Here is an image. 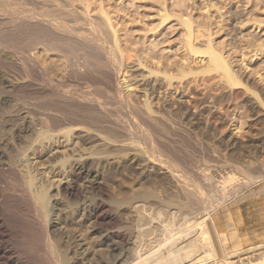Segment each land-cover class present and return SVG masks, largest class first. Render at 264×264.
Segmentation results:
<instances>
[{
  "label": "rangeland",
  "instance_id": "rangeland-1",
  "mask_svg": "<svg viewBox=\"0 0 264 264\" xmlns=\"http://www.w3.org/2000/svg\"><path fill=\"white\" fill-rule=\"evenodd\" d=\"M3 1L1 2V0H0V12H1L0 13V16H1L0 17V31H2V32H0V39H1L0 40V52H1L0 53V58H1L0 59V62H1L0 63V73L1 74L4 73V75L2 76L0 74V79L2 80V77H3V78H6V80L10 79L12 81H16V80L20 81V83L15 85L14 88L12 89L10 87H8V88L5 87L4 85H6L7 83L4 84L0 80V88H1V86H4L3 89L6 88V89H4L5 90V96H6L5 100L7 102L6 105H8V104L9 105H13L15 102H19V103H23L25 106H27V105L28 106L32 105L33 107L36 106L34 109H35V112H37V110H36V109H38L37 106H39V105L41 106L42 104H46L50 100V99L49 100L46 99V98H49L50 91L48 92V90H45V91L43 90V92H42L41 87L39 88L38 87L39 84H37V83H39V80L35 76L34 77L37 80L33 79V78L31 79V77H29L28 75H25L23 73L24 70H23L22 66L20 65V63H19V58H21L23 56H28V55H33L35 57L34 54H36V59L37 60L40 61L41 59H44V60H41V61H44V62L48 63L49 66L52 65L51 63H56V64L59 63V64L63 65V63H65V61H66L65 55H66V57L71 58L73 60V64H76V62H77V64H81L83 62V60L85 59L84 60L85 61V63H84L85 67L83 66L84 64L82 65L84 69L80 65L79 67H81V68H80V70H78L79 69L78 65L77 64L75 65L78 68V69L76 68L77 73L79 72L81 75H78L79 73L78 74L75 73L76 72L75 67H73L75 71H73V70H71L73 72L68 71V75H67V71L63 70L64 66L62 67V65H61V67H62L61 68L59 65L58 66L56 65L57 68L58 67L61 68V69H59L60 74L62 72H64V71L66 72V73L64 72L65 74L63 73L64 75H62V74L59 75L60 77H62L60 79V83L62 82L61 84H63V83L65 84V85L63 84L64 88H66V87L67 88H69V87L70 88H74L76 86H79V88H81L82 90L90 89V91H91V89H92L91 92H92V95L94 94V96H95L96 93L98 94L100 91H102V92L99 93V95L96 94V97L102 98V100L104 101L103 105L105 104L104 107L106 109L109 108V110L107 109L108 112L109 111L111 112V114L109 112V116L111 115L110 117L114 118L115 120L118 119L117 120L118 123L119 124L122 123L123 126L124 125L127 126V130H128V131L125 130L126 127L125 126L123 127L122 124H121L119 126H122V128L124 130H122V128H120V130L117 131L118 135L115 136V134H116L115 132L116 131L111 129V130H108L109 134L112 133L115 137H118L120 134L124 135L123 137H125V139L122 136H120V138L119 137L118 138L122 139V140H125V141H131L133 144H137L138 146L141 144L138 148L145 149L144 151L142 150V152L144 154H142V152H141V154L144 155L145 157L150 156V159H151V156L152 157L155 156L154 159L153 158L151 159V161H153V162L149 166V168L146 167V169H145V167H143L141 164H140L141 166L138 164V163H140V160L137 159V157H135L133 154H131V152L129 150L128 151L126 149L124 150V148H121V147H120L121 150L120 149L116 150L115 147L106 148L107 150L105 148H103V152H105L106 154H109V155H110L111 152L113 153V151H114V153H118L119 152L118 154H120V152H121L122 156H120V158H119L120 162L118 161V162L112 163L111 165L110 164L107 165V163H105V161L103 160V163L100 165L102 171L100 170V168H97L96 165L91 164L90 171L88 173L89 175L85 176V178H82L79 181L78 193L76 195L77 197L75 196V197H72V198L68 199V198H64L63 196H60V195L57 196V194H55L56 193L55 186L47 187L48 193L51 194L52 197H54L53 200H50V203H55L56 202V206L53 207L54 210L51 209V213L52 212L54 213V214L52 213L51 216H54L56 221L59 222V224H57V225H59V226L61 225L60 227H58L56 225V228H58V229L55 228L56 231H59V232L61 231L63 233L66 232L67 234H72L73 236H75L77 234H79V235L81 234V236L84 235V236H82L83 238L86 237L85 239H87L90 236H92V238L87 239V241L91 240L90 243L92 242L91 243L92 247L94 245H96L95 243H96L97 237H96V235L94 236V232L92 230L93 229L92 224H90L89 222L83 221L80 217L83 216L82 215V211H83V206H84L83 203H84V201L90 202V201H92L93 198H95L97 196L95 191H93L92 189L90 190V188L86 187L85 179L86 178H89V179L93 178L99 172L100 176L102 177V184H103L102 186L105 187V189H106V192L103 195V198L107 201V203L110 202V203L107 204V206H108L107 207V211L109 213H113L115 216L118 214L115 222L113 223L114 225L113 224H111V225L113 226V228L114 227L117 228V226H118V228L122 227V229H120V228L119 229L117 228V229L120 232L123 231L122 233H125V234H123L124 238H125V241H126V239L130 238V239H128L126 241V244L124 243V247H125L124 250L127 249V251H130V253L132 252L131 254H133V255H135L136 252H137V254L140 253V252H141V254L148 253V251L146 249V247L148 248V246L146 245V242L148 243L149 240L152 239L153 236H155V232L154 231L150 232L149 226L152 225L155 222L156 219L149 218V219H146L144 221H141L142 216H148V213L140 212L139 210L137 211V209L135 208L134 205H133L134 207L132 206V204H130V206H129V204H127V203H123V205L120 204V206L122 207L121 208L119 205L113 204L112 200H110V199L107 200L106 198L109 197V198L112 199V196H114V197L118 196V197L121 198L123 196V198H125V197L129 198V202H130V200L133 198L131 196L132 195L134 196L133 193L135 192V190L137 191V189L139 190V189H145L146 188L145 190L148 189L149 191H152V190L154 191L155 190L156 192L155 191L154 192L157 193L159 197L160 196L162 197L164 195L163 198L165 200L168 197L167 201L168 200L174 201L176 198H179V196H178L179 194L176 195L174 193V191L176 190L174 185L171 184V182H170L171 185H168L169 181L165 180L164 178H162L163 177L162 173H159L156 169L158 168V164L157 163H159V165H160L161 164L160 162H162V165H164V163H166V165H167L169 163V162H167L169 158L173 157L172 160H169V161H173L174 162L175 158L177 157L176 160H175V163L178 162V164H177L178 166L182 164V166H181L182 168L181 169L178 166L175 167L176 170H177V168L180 169V170L176 171L177 173L179 171L183 170V173L185 175H187L188 177L189 176L191 177V176L195 175V173H193L194 171L191 172L192 168L194 167L193 169H198V170H200L202 172L204 170V175L206 176L208 174V176H206L207 178L209 176H213V178L212 177L210 178L212 180H209V178H208V181H210V182H208L207 178H205V180L201 181L200 179L196 178L195 176L191 177V179L190 178L188 179V178L184 177L185 175L182 172H179V173L183 174V175L180 174L181 177L182 176L184 177V179H181V180L182 181L183 180L186 181L185 183H188V185L192 186V184L194 182L195 183L198 182V184L200 182L199 188H200L201 191L203 190L202 192L205 193V197L207 198V200L205 201V206H206L205 208L207 209V211H210L209 215L212 216L216 220L217 226L219 228V233L220 234L223 233V236H222V234L221 235L219 234L218 237L221 236L222 238L223 237L226 238V240L224 238H223L224 241L222 240V242L225 243V244L223 243L222 247L224 246L225 248L223 247V250L224 251L226 250V252L229 253L228 255H229V260H231V264H234V263L235 264H241L239 262L240 261L239 259L240 258H244L242 256V253H243L244 250H249V248H255L256 249L258 247L263 249V247H264L263 246L264 245V167H263L264 166V0H132V1L131 0H89V1L86 0V2H88V4L91 3L90 1H92V3L94 2L93 4L91 3L92 5L90 4V6L93 9L91 11L92 13H94L96 15H100V12H101V14H102V12L104 13V14H102V16L104 15L103 18L104 17L106 19L108 18V20L110 22V26L112 28V30L110 28V34L112 33V31H114V33H115V34H111V35H112V37L116 36V37L113 38V40H115V38L117 39V40H115V42L112 40V42L116 43L115 47H116L117 50L114 49V52L117 53L115 55H117L116 57L119 60V63H118V62H116V58H115V61H114V64H113L114 68L116 70V80H117L116 82H118V84H117V86L119 85L118 88L117 87L113 88L112 86L108 85V83H110L108 81H110V80H109L108 76H106L107 73L104 72V70H105L104 67H103V72L105 73V75L101 74L99 72V70H98L99 68L96 67V69H95L94 66H96V65L92 64V62H94L93 59H89V57L85 58L84 56H81L82 50L80 49V47H77L78 44L74 42V41H76V42H79V41L74 40L73 41L74 43H70L71 44L70 47H72L74 50L69 48L70 49L69 52L68 51H66V52L63 51V54L65 53L64 55L61 54L62 52L60 53L61 55L60 54L57 55V56L55 55L54 57L57 58V59L54 58L55 60L52 59V61L48 60L44 56V52L41 49L42 47H40V45H37L38 43L36 45L35 44L32 45V37H34L33 35H36V34L41 32L40 31V27L37 28V26H39V25L37 23H35V22H37L38 18H41V13L43 11L41 8H40L41 10L39 9V3L41 4V0L40 1L39 0H34V1L33 0H27V1L26 0H18V2H17V0H9L10 2L7 1V0H3ZM65 1L68 2V3L71 2V4L74 5L75 3H78L80 0H73V1L72 0H70V1L69 0H59V1L56 0L55 2H59L58 4L61 5V3L63 4V2H65ZM81 1L79 2L80 5L81 4L82 5L86 4V2L84 3L85 0L84 1L81 0ZM99 1H100V3H99ZM6 3H8V4H6ZM27 3H29V4H27ZM101 3H102L103 6L101 5ZM123 4L125 5V7H124ZM26 5H28V6H26ZM97 5L98 6H102V8L101 7H97ZM98 8L100 10H102V9L103 10L99 11ZM17 10H18V12H17ZM94 10L97 11V12H95ZM114 10L117 11V12H115ZM165 12L168 15V16L166 15L167 18L165 16ZM11 13H13V14H11ZM36 13H38L39 15L37 16ZM105 13H108V14H105ZM111 13H113L114 15L111 14ZM125 13H127L128 15L125 14ZM94 14H91V15H94ZM18 16H20V17H18ZM25 16H29V17L25 18ZM62 16H60L58 14V18L62 17V18H60L61 20L65 21L67 23L71 22L70 20H68L69 19L68 17L64 16V14ZM95 16H93V17H95ZM146 16H148V17H146ZM149 16H150V18H149ZM16 17H17V19H16ZM34 17H36L37 19L34 18ZM64 17L66 19L67 18L68 19L65 20ZM109 17H111V18H109ZM133 17H134L135 20L133 19ZM164 17L167 20L166 19L164 20ZM27 18H29V19H27ZM105 18H104L105 23L109 25V22H107ZM23 20H24V22H23ZM137 20H138V22H136ZM14 21L16 23L18 21V23L16 24ZM111 21L112 22L114 21V22L112 23ZM118 21H120V22H118ZM184 21H185V25H184ZM25 22H30V23L27 24ZM123 22H125V23H123ZM186 22L189 25L188 27L186 26L187 25ZM12 23H13V25H12ZM143 24H145V25H143ZM114 26H115V28H114ZM190 26H191V28H190ZM148 27L150 28V30H149ZM13 28H15V29H13ZM31 28H33V29H31ZM153 28H155V29H153ZM29 29H30V31H28ZM37 30L40 31V32H38ZM130 30L132 31V33H131ZM145 30H147V31H145ZM3 32H4V34H3ZM25 32H27V33H25ZM187 32H189L190 35ZM19 33H21V34H19ZM8 34H10V35H8ZM12 34H13V36H12ZM182 34H183V36H182ZM3 35L4 36L7 35L6 36V41H5V37ZM26 35H28L29 37L26 36ZM16 36L18 38H16ZM124 36H126V37H124ZM131 36H133V37H131ZM22 39L24 40V42H23ZM29 40L31 41V43H30ZM142 41H144V42H142ZM185 41L187 42V44H186ZM3 42H5V43H3ZM18 42H20V43H18ZM162 42H164L165 44L162 43ZM114 43H113V45H114ZM133 43L134 44L136 43L135 44L136 46ZM149 43L152 44V45H149ZM189 43H191L192 45L190 46ZM26 44H27V46H26ZM75 44H77V45H75ZM72 45L75 46L76 48H79L81 51L79 50L80 52H78V49L74 48ZM187 45H188V48L186 50L185 48L187 47ZM152 46H154L155 49ZM192 46L194 48H192ZM124 47H126V48H124ZM120 48H122V49H120ZM160 48H162V49H160ZM75 49L77 51H75ZM126 49H130V50H126ZM194 50H196V51H194ZM211 50L214 53H216V54H214ZM14 52H16V53H14ZM41 52H43V53H41ZM127 52H128V54H127ZM193 52H195V53H193ZM211 52H212V54H210ZM69 53L70 54L72 53V54L70 55ZM78 53H80V54H78ZM138 53L141 54L142 56L139 55ZM208 53H209V55H208ZM157 54H159V55H157ZM165 54H166V56H165ZM73 55L77 56L78 59L76 57H74ZM82 55H84V52L82 53ZM126 55L127 56L129 55V58H127ZM72 56L75 59L72 58ZM149 56H151V58ZM171 56L174 57V58H172ZM79 57L81 59L83 57V60L79 61L80 60ZM159 57H160V59H159ZM167 58H169V59H167ZM180 58L182 59L183 62L181 61ZM86 59L87 60L89 59V60L87 61ZM138 59H141V60H138ZM175 59H176V61H174ZM75 60H77V61H75ZM136 60H138V61H136ZM143 60H144V62H143ZM157 60H159V61L161 60L160 63ZM219 60H221V61H219ZM132 61H134L136 63L139 62V65L142 64V63H140V61H141V62H143L144 65L146 64L145 66L148 65L147 66L148 68L145 67L142 64L143 68L141 66L139 68V70H141V69H143V70H141V71H138V69L134 70V69H132V67L134 65V63ZM168 61H169V64H168ZM90 62H91V64H90ZM120 62L121 63L123 62V63L121 64ZM153 62H155V63H153ZM157 62H158V64H157ZM162 62H163V65H165V64L166 65L163 66ZM164 62H165V64H164ZM9 63H12V64H9ZM116 63H118V64H116ZM1 64H3V66ZM86 64H87V66H86ZM88 64H90V65H88ZM130 66H132V67H130ZM176 66L178 68L180 66V69L175 68ZM182 66H184L183 67L184 70H183ZM226 66H227V68H226ZM87 67L89 69H90V67H92V70H93L92 72H93L94 77H92L93 75H89L88 74V73H92L90 70H89L90 72L86 73L88 71V69L86 71ZM188 67H190V68H188ZM125 68L127 70H125ZM154 68L156 69V73H155V70H153ZM171 68H172V70H171ZM175 69H178V70H175ZM83 70L86 71L85 72L86 74L84 73ZM94 70H97V71H95L97 73H95ZM148 70L149 71H151V70L153 71V72L151 71L152 74H150L152 76H148L149 73H151V72H148ZM157 70L159 71L158 72L159 74L157 73ZM165 70H166V73L168 72L167 74L168 75L171 74L172 77L168 76V75H166L164 77V75L166 74ZM168 70H170V71H168ZM176 72H178V73H176ZM184 72H185V74H184ZM18 73H20V74H18ZM83 73L85 74V76H83ZM132 73H134V74L136 73L138 76L137 75H135V76H137V77L141 76L142 74H145L144 75V80H145V83H146V87L144 85L145 83L144 82L142 83ZM138 73L139 74L141 73V75H139ZM182 73H183V76H182ZM95 74H97V75L99 74L97 77H99V76L102 77V75H104V76H103L102 79H99L101 77L97 78ZM146 74H147V77H146ZM156 74H157V76H156ZM161 74H163V75L161 76ZM5 75H6V77H5ZM26 76H28V77L26 78ZM80 76H82L84 78H80ZM177 76H178V80L176 79ZM181 76H182V79H179V78H181ZM91 77L93 79L97 78L98 80L95 79V81H94V80L90 79ZM170 77H171L172 80H170ZM13 78H14V80H13ZM24 78H25V80H24ZM146 78H147V81H146ZM64 79H65V81H64ZM81 79H83V80H81ZM87 79H89V82H88ZM104 79H106V80H104ZM148 79H149V81H148ZM150 79H152V80H150ZM154 79H156V80L153 81ZM98 81H99V84L97 83ZM33 82L36 83L35 86H34ZM159 82H161L162 84L159 83ZM68 83L69 84L71 83V86H69ZM76 83H79L80 85L82 84L81 85L82 87L79 84H76ZM93 84L94 85L97 84L99 87L100 86H103V87L99 88L97 85H95V86L98 87L97 88ZM147 84L148 85L152 84V85L151 86H147ZM89 85L90 86L93 85L92 87L93 88L95 87L97 90L100 89L99 92H93L94 89L92 87H90ZM127 85H129L133 89L129 88ZM131 85H133V86H131ZM166 85H168V86H166ZM180 85H182V86H180ZM108 87H109L110 90L108 89ZM127 88H129V90ZM142 88H144V89L142 90ZM19 89H20V91H18ZM35 89H37V90H35ZM39 89H41L40 90L41 92L39 91ZM96 89H95V91H96ZM155 89H156V91H155ZM165 90H167V91H165ZM183 90H185V91H183ZM113 91H115V92H113ZM119 91L121 93H123L124 97L121 95V93ZM158 91H159V93H158ZM128 92H130V93H128ZM177 92H179V93L181 92L180 95ZM119 93H120V95H119ZM100 94H102V95L100 96ZM126 96L129 99H126ZM142 96H143V98H142ZM140 97H141V99H140ZM14 98L17 99L18 101L15 100ZM130 98H131L132 102L128 103V101H130ZM13 99H14V101H13ZM44 99L47 100L48 102L47 101L45 102ZM121 99H122V101L124 100L125 102L124 101L122 102ZM186 99H188V100H186ZM116 101H117V103H116ZM162 101H163V103H162ZM144 102H145V105H144ZM130 103H136V105L135 104L132 105ZM153 103H155V104H153ZM146 104H147V106H146ZM131 105H132V107H131ZM128 106H129V108H128ZM136 106L139 107V108H137ZM171 106H172V108H170ZM33 107H31V108H33ZM134 107H136V108H134ZM119 108H120V110H119ZM132 108H134L136 111H134V109H132ZM140 108H142L143 111H146L144 109H147V110L149 109L148 111L151 110V112L155 111L157 115L159 114L158 115L159 117L162 115L160 117L162 120L158 121V123L155 122L154 123L155 125L153 123L150 124L149 127L147 126V124H144V123L142 124V122H141L142 120H141V118L139 116L140 114L139 115L136 114V112H138V113L140 112L139 111ZM137 109H138V111H137ZM131 110H133V111H131ZM178 110H180V111H178ZM122 111H124V112H122ZM159 111H160V113H159ZM133 112H135V113H133ZM134 114L137 115V117ZM170 115H172V116H170ZM133 116H134L135 119H133ZM115 117H117V118H115ZM122 118H123V120H122ZM128 118H131V119H128ZM163 119H165L164 120L165 122H163ZM170 119H172L173 121L171 122ZM106 120H109L108 117H106L105 120L103 119V124L104 125H107L106 124ZM129 120H131V121H129ZM138 120H139V123L137 122ZM127 121H129V122H127ZM161 121L163 122V126L160 125V124H162ZM189 122H190V124H189ZM129 123H132L133 126L132 125H131V127L129 126V129H128ZM172 123H175V124H172ZM2 124H0V135H2V137L5 140L3 139V142L0 143V151L1 152L3 151L0 154V163H1L0 164V170H1V172H0V188H7L8 186H13L14 183H15V180L19 181L23 185V187L27 188L28 186L24 183V180H25L26 177H23L24 176L23 167H22V164L20 163L21 161H19V159H18L19 158L18 156L22 155L21 153H24L26 148L28 149V147L31 145V142H29V140L31 139L32 136L30 135V131L29 130L28 131L25 130L26 132L23 131V130L22 131L18 130L17 127L21 126V125H19V121H18V123H16V127H14L15 124L13 125V123H4V125H2ZM141 124H142V126L146 125L147 126V130H149L150 133L158 125H160V126L157 127V129L160 128V127H161V129H159V130L155 129L154 131H152V133L156 134V136L159 135V133H160L159 131H161V132L163 131L162 134L163 133L164 134L168 133L166 135L163 134L164 136L162 134H160L159 138L162 135L164 137V138L163 137L162 138L163 139L166 138L165 140H167V142L168 141H171L172 143L180 142L181 145H183L184 148H185L184 152H182V153L175 152L174 153L172 150H170V151L166 152V154H167L166 155L165 153H163V152H165V150H162L160 152H162L163 154L162 153H156L155 150L152 149L151 143L149 144V142H151L150 139L148 141L147 139L143 138L144 136L141 133V131L146 129V127H142ZM153 126H156V127L154 128ZM31 127H33V124H31ZM134 127H135V129H134ZM162 127H163V130H162ZM164 127H165V129H164ZM131 128L133 130H131ZM103 130H105V129L103 128ZM135 130H137L138 134L136 133ZM17 131H19V132L16 133ZM124 131H127V133L129 135L128 134L125 135L126 132H125V134H123ZM156 131H158L159 133L156 132ZM103 132H106L103 135L107 136V133H108L107 130H105ZM132 133L134 134V136H133ZM152 133H151V136H152L151 138H154V139L158 138V136L156 137L155 135H154L155 136L154 137ZM17 134H19V135H17ZM214 134H215L216 137L214 136ZM26 135H28L29 137L26 136ZM170 135H171L172 138L170 137ZM207 140H208V142H206ZM213 144H215V145H213ZM149 145H150V148L147 147ZM15 146H16V148H15ZM19 148L23 149V150L20 149L23 152L18 150ZM110 148H113V149H111L113 151H111ZM104 149L106 151L110 150L111 152L110 151L106 152ZM210 150H211V152H210ZM16 151L17 152H21V153H17ZM26 151H28V150H26ZM126 151H127V153H125ZM153 151H154V154H156L157 156L159 154H161L163 159L161 157L159 158V156H161V155H159L158 157L156 155H154ZM186 151H188V153ZM190 152H192V153H190ZM216 152H217V154H216ZM146 153H147V155H146ZM15 154H18V155H15ZM128 154H131V155H128ZM163 155L164 156L166 155V157H164ZM194 155H195V157H194ZM13 156H14V159H13ZM211 156H213L214 159ZM132 158H134L135 161ZM231 158H232V160H231ZM11 159L14 160V161H12ZM158 159H159V161H158ZM198 159H200V160H198ZM211 159H213V160H211ZM186 160H187V162H186ZM44 161H43V163L47 164V161H45V162ZM199 161L201 163L203 162L202 165H201V163H199ZM215 161H216V163H215ZM259 161H260V163H259ZM126 162L127 163L129 162L128 165H127ZM124 163H126V164L124 165ZM193 163H195V164H193ZM222 163H223V165L228 164L229 166L228 165L223 166ZM19 164H21V167L19 166ZM93 165H94V167H93ZM166 165H164L165 168H166ZM168 165L167 166L169 168L172 167L170 164H168ZM234 165H235V167H234ZM120 166H121V168H120ZM155 166H156V168H155ZM189 166H190V168H189ZM183 167H185V169H187V170L183 169ZM20 168L22 170H20ZM169 168H166V169H169ZM203 168H205V169H203ZM97 169L99 170L98 172H96ZM114 169H115V171H114ZM241 169H243V170H241ZM138 171H140L142 173H140ZM185 171L186 172L189 171V173L186 174ZM244 171H246L245 175L243 174ZM14 172L17 173L18 176H16L17 174H14ZM219 172H220V174H219ZM2 173H3V175H2ZM59 173L60 172L57 171V170H55V171H53V173H51V176L53 175L52 176V180L53 181L56 180V178L58 177ZM260 173H261V175H259ZM232 174L234 176H232ZM249 175L252 177L253 180L251 179V177ZM196 176H197V174H196ZM259 176H261L262 179L261 178L259 179ZM227 177L229 178V180L226 179ZM215 178H216L215 183L217 182V184H216V187L214 188L215 185H213L214 184L213 182H214ZM233 178L237 179V180L235 179V183L234 184H232V182H233L232 179ZM38 179L40 180V178H38ZM159 179H161V181ZM163 179H164V183H162ZM187 179L190 180V181L191 180L192 181L195 180V181H193V182L191 181L192 182L191 183L190 181L188 182ZM245 179L247 181H244ZM47 180L45 178L44 181L42 179L40 181H41V183L43 181L45 186H49V182ZM50 180H51V177H50ZM241 180H242L241 186H243V183L245 185H244V187H242V189H240V187L238 188L240 191H238L237 188H236V190L238 192L237 193L236 190H234V185L236 183H240ZM250 180L252 182L254 181V183H252ZM205 181H207V182H205ZM218 181H219V183H218ZM152 183H153V185H152ZM156 183H158V184H156ZM209 183L211 184V186H213L211 189H210V185H208ZM248 183H250V184H248ZM146 184H148V186ZM154 185H155V187H154ZM230 185H232V186H230ZM205 186H206V188H205ZM159 187H160V189H158ZM172 188H174V191H173ZM233 190H234L235 193H233ZM228 191H230V192H228ZM225 192H227L228 194H226ZM161 193H163V194H161ZM208 193H211V194H208ZM221 193H222L223 199H222ZM230 193H232L231 197H230ZM121 194H122V196H121ZM218 194H220V196ZM225 194H226V196H225ZM55 195H56V198H55ZM209 195H212V196H209ZM227 195H229V197ZM171 197H173L174 199L173 198L169 199ZM226 197H227V199H226ZM213 198L214 199L216 198L215 200L219 199L218 201H219V203L221 202V205L218 203V201H215V202L211 201ZM72 199H74V200H72ZM221 199L224 200V201L226 199V201L225 202L221 201ZM161 200H163V199H161ZM167 201H165V202H167ZM207 201H209V203H211L213 205H211V204L209 205V203ZM147 202H149V203L152 202L150 204L151 206L148 205V203H146L147 207H149V208L150 207L154 208V206H156L154 204H157V202L155 200H152V197L150 199L148 198ZM216 202L218 203V206L216 205L217 204ZM215 205H216V207H215ZM11 206H12L11 204L6 205V203L4 205V203H2L0 201V208H4V209H6L8 211L9 210L12 211L13 208ZM113 207H114V209H112ZM133 208H134V210H133ZM15 209H14V211H15ZM23 209L24 208H21L20 211L23 210ZM16 210L17 211H15V212L17 214H15V216H21V215L25 216V215H28V214H33V213H31L32 211L31 212H28V211L25 212V209L23 210L24 212L23 211L19 212L18 211L19 209H16ZM131 210H133V211H131ZM118 211L121 212V213H119ZM205 211H204V213H205ZM131 213H133V214H131ZM202 214H203V211L199 215L196 214V216H201ZM177 215H175V216H177ZM192 215H188V216H192ZM136 216H138V217H136ZM149 216H153L154 217V216H156V214L155 215L151 214ZM151 220H153V222ZM148 221H149V223H148ZM131 222H133V224ZM75 224H77V225H75ZM68 227H70V228H68ZM103 228L105 229L104 226H103ZM147 230H148V232H146ZM133 233H134L135 237L132 236ZM130 234H132V235H130ZM95 237H96V240H95ZM136 237H138L139 240H138V238H137V240H135ZM216 237L217 236H215V238ZM218 237L216 238L217 240L220 239ZM138 241L140 242L139 245L137 244ZM93 242H94V244H93ZM90 243L88 242V244H90ZM227 245H228V247H227ZM134 247H135V249L137 251L134 249ZM105 248L107 249V247H105V245H103V249H102L103 252L101 250H98V252H97V250H95L96 248L95 249L93 248V250H95L94 252L97 254V256H98L99 253H101V254H99V256L103 255L102 256L103 264H111V259L108 257V251ZM240 251H241V254L239 253ZM230 253H232V254H230ZM249 253H250V251H249ZM234 256H236V257H234ZM239 256H242V257H239ZM237 257L239 258L238 260H237ZM123 258L124 257H122V260H123ZM261 261H263V262H261ZM262 263H264L263 259L260 260L259 264H262Z\"/></svg>",
  "mask_w": 264,
  "mask_h": 264
},
{
  "label": "bare ground",
  "instance_id": "bare-ground-1",
  "mask_svg": "<svg viewBox=\"0 0 264 264\" xmlns=\"http://www.w3.org/2000/svg\"><path fill=\"white\" fill-rule=\"evenodd\" d=\"M3 0H1L2 2ZM9 1V0H7ZM27 1V0H26ZM34 1V0H33ZM40 1V0H39ZM56 0H41V4L39 3V9L41 8L43 11L41 13V18H36L37 19V23L39 26H37V28L40 27V33L33 35L34 37H32V45H40V47H42L41 49L44 52V56L52 61L57 59L54 56L59 55L61 52V54H63V51H70V49H73L72 47H70V43H77L78 46L80 47V49L82 50L81 52V56H84L85 58L89 59H93L94 62H92L95 69L96 67L99 68V72L101 74H104V72L107 73L106 76H108L109 80L108 85L112 86L113 88L117 87L118 82H116V70L114 68V61L116 58V62L119 63V60L117 59V53L114 52V49H116L115 47V40H117L115 38V40H113L114 37H112L111 34H115L114 31H112V33L110 34V22L108 20V18L106 19L107 22H109V25L105 23L104 18L102 16V14H104L102 12H100V15H96L94 13H92L91 11L93 10L92 7L90 6V4L92 3V1H90L91 3L88 4V2H86V0L84 1V3L86 2V4L84 5H80V1L78 3H75L74 5L71 4V2H63V4L61 3V5H59V2H55ZM59 1V0H57ZM70 1V0H69ZM73 1V0H72ZM89 1V0H88ZM132 1V0H131ZM4 2V1H3ZM10 2V1H9ZM12 2V1H11ZM18 2V0H17ZM21 2V1H20ZM19 2V3H20ZM82 2V1H81ZM130 2V1H129ZM22 3V2H21ZM34 3V2H33ZM37 3V2H36ZM83 3V2H82ZM94 3V2H93ZM92 3V4H93ZM96 3V2H95ZM100 3V1H99ZM107 3V2H106ZM110 3V2H109ZM8 4V3H6ZM23 4V3H22ZM29 4V3H27ZM91 4V5H92ZM120 4V3H119ZM130 4V3H129ZM132 4V3H131ZM137 4V3H136ZM3 5V4H2ZM19 5V4H18ZM32 5V4H31ZM37 5V4H36ZM102 5V3H101ZM124 5V4H123ZM138 5V4H137ZM6 6V5H5ZM28 6V5H26ZM41 6V7H40ZM103 6V5H102ZM102 6H98L97 7H101ZM11 7V6H10ZM9 7V8H10ZM16 7V6H15ZM14 7V8H15ZM38 7V6H37ZM36 7V8H37ZM96 7V8H97ZM106 7V6H105ZM118 7V6H117ZM116 7V8H117ZM125 7V5H124ZM135 7V6H134ZM144 7V6H143ZM121 8V7H120ZM13 9V8H12ZM40 9V10H41ZM99 9V8H98ZM97 9V10H98ZM113 9V8H112ZM115 9V8H114ZM122 9V8H121ZM120 9V10H121ZM16 10V9H15ZM24 10V9H23ZM28 10V9H27ZM103 10V9H102ZM99 9V11H102ZM105 10V9H104ZM117 10V9H116ZM127 10V9H126ZM135 10V9H134ZM26 11V10H25ZM31 11V10H30ZM95 11V10H94ZM115 11V10H114ZM137 11V10H136ZM3 12V11H2ZM10 12V11H9ZM15 12V11H14ZM18 12V10H17ZM28 12V11H27ZM32 12V11H31ZM97 12V11H95ZM105 12V11H104ZM117 12V11H115ZM129 12V11H128ZM134 12V11H133ZM139 12V11H138ZM1 13V12H0ZM4 13V12H3ZM6 13V12H5ZM35 13V12H34ZM119 13V12H118ZM122 13V12H121ZM135 13V12H134ZM158 13V12H157ZM162 13V12H161ZM13 14V13H11ZM22 14V13H21ZM26 14V13H25ZM37 16L39 15L38 13H36ZM58 14L60 16H62L64 14L65 17H68L67 19L70 20V23H67L63 20H61L60 18H58ZM94 14V15H91ZM108 14V13H105ZM113 14V13H111ZM110 14V15H111ZM127 14V13H125ZM124 14V15H125ZM6 15V14H5ZM27 15V14H26ZM96 15V16H95ZM114 15V14H113ZM128 15V14H127ZM134 15V14H133ZM132 15V16H133ZM164 15V14H163ZM166 12H165V16H166ZM12 16V15H11ZM34 16V15H33ZM95 16V17H93ZM106 16V15H105ZM168 16V15H167ZM166 16V18H167ZM1 17V16H0ZM4 17V16H3ZM9 17V16H8ZM20 17V16H18ZM29 17V16H25ZM40 17V16H39ZM64 17V18H65ZM107 17V16H106ZM144 17V16H143ZM148 17V16H146ZM12 18V17H11ZM111 18V17H109ZM150 18V16H149ZM164 17V20L166 19ZM17 19V17H16ZM20 19V18H19ZM29 19V18H27ZM32 19V18H31ZM59 19V20H58ZM65 18V20H67ZM131 19V18H130ZM134 19V17H133ZM132 19V20H133ZM182 19V18H181ZM15 20V19H14ZM25 20V19H24ZM23 20V22H24ZM115 20V19H114ZM118 20V19H117ZM123 20V19H122ZM135 20V19H134ZM139 20V19H138ZM138 20L136 22H138ZM162 20V19H161ZM160 20V21H161ZM167 20V19H166ZM183 20V19H182ZM185 20V19H184ZM27 21V20H26ZM104 21V22H103ZM131 21V20H130ZM140 21V20H139ZM6 22V21H5ZM11 22V21H10ZM15 22V21H14ZM20 22V21H19ZM33 22V21H32ZM69 22V21H68ZM112 22V21H111ZM114 22V21H113ZM112 22V23H113ZM116 22V21H115ZM120 22V21H118ZM122 22V21H121ZM129 22V21H128ZM133 22V21H132ZM135 22V21H134ZM143 22V21H142ZM182 22V21H181ZM16 23V22H15ZM18 23V21H17ZM16 23V24H17ZM25 23H30V22H25ZM34 23V22H33ZM125 23V22H123ZM122 23V24H123ZM4 24V23H3ZM20 24V23H19ZM22 24V23H21ZM117 24V23H116ZM140 24V23H139ZM146 24V23H145ZM143 24V25H145ZM182 24V23H181ZM187 24V22H186ZM13 25V23H12ZM11 25V26H12ZM24 25V24H23ZM30 25V24H29ZM112 25V24H111ZM126 25V24H125ZM130 25V24H129ZM141 25V24H140ZM184 25H185V21H184ZM10 26V25H9ZM28 26V25H27ZM33 26V25H32ZM110 26V27H109ZM142 26V25H141ZM187 27L189 26L188 24L186 25ZM109 27V28H108ZM121 27V26H120ZM131 27V26H130ZM143 27V26H142ZM141 27V28H142ZM36 28V27H35ZM115 28V26H114ZM125 28V27H124ZM149 28V27H148ZM191 28V26H190ZM189 28V29H190ZM11 29V28H10ZM15 29V28H13ZM28 29V28H27ZM26 29V30H27ZM33 29V28H31ZM118 29V28H117ZM121 29V28H120ZM126 29V28H125ZM152 29V28H151ZM155 29V28H153ZM4 30V29H3ZM23 30V29H22ZM112 30V28H111ZM122 30V29H121ZM120 30V31H121ZM137 30V29H136ZM150 30V28H149ZM148 30V31H149ZM168 30V29H167ZM166 30V31H167ZM186 30V29H185ZM10 31V30H9ZM24 31V30H23ZM22 31V32H23ZM30 31V29L28 30ZM35 31V30H34ZM127 31V30H126ZM131 31V30H130ZM140 31V30H139ZM147 31V30H145ZM153 31V30H152ZM169 31V30H168ZM191 31V30H190ZM189 31V32H190ZM2 32V31H0ZM32 32V31H31ZM116 32V31H115ZM154 32V31H153ZM173 32V31H172ZM187 32V33H189ZM193 32V31H192ZM8 33V32H7ZM12 33V32H11ZM18 33V32H17ZM16 33V34H17ZM27 33V32H25ZM24 33V34H25ZM33 33V32H32ZM128 33V32H127ZM126 33V34H127ZM130 33V32H129ZM132 33V31H131ZM134 33V32H133ZM184 33V32H183ZM2 34V33H1ZM4 34V32H3ZM21 34V33H19ZM123 34V33H122ZM125 34V35H126ZM144 34V33H143ZM147 34V33H146ZM164 34V33H163ZM181 34V33H180ZM10 35V34H8ZM124 35V34H123ZM190 35V33H189ZM188 35V36H189ZM4 36V35H3ZM7 36V35H6ZM6 36L5 37V41H6ZM13 36V34H12ZM11 36V37H12ZM24 36V35H23ZM28 36V35H26ZM128 36V35H127ZM147 36V35H146ZM156 36V35H155ZM154 36V37H155ZM181 36V35H180ZM183 36V34H182ZM3 37V38H4ZM29 37V36H28ZM126 37V36H124ZM133 37V36H131ZM145 37V36H144ZM9 38V37H8ZM16 38H18L16 36ZM21 38V37H20ZM24 38V37H23ZM129 38V37H128ZM134 39V38H133ZM136 39V38H135ZM156 39V38H155ZM163 39V38H162ZM167 39V38H166ZM174 39V38H173ZM184 39V38H183ZM186 39V38H185ZM1 40V39H0ZM16 40V39H15ZM23 40V39H22ZM74 40H77L79 42H76ZM112 40L114 42H112ZM139 40V39H138ZM141 40V39H140ZM153 40V39H152ZM158 40V39H157ZM176 40V39H175ZM178 40V39H177ZM20 41V40H19ZM30 41V40H29ZM74 41V42H73ZM119 41V40H118ZM137 41V40H136ZM169 41V40H168ZM197 41V40H196ZM12 42V41H11ZM24 42V40H23ZM129 42V41H128ZM140 42V41H139ZM138 42V43H139ZM144 42V41H142ZM159 42V41H158ZM186 42V41H185ZM5 43V42H3ZM2 43V44H3ZM15 43V42H14ZM20 43V42H18ZM31 43V41H30ZM40 43V44H39ZM114 43V45H113ZM126 43V42H125ZM153 43V42H152ZM156 43V42H155ZM164 43V42H162ZM171 43V42H170ZM201 43V42H200ZM205 43V42H204ZM9 44V43H8ZM29 44V43H28ZM75 44V45H77ZM119 44V43H118ZM128 44V43H127ZM134 44V43H133ZM136 44V43H135ZM134 44V45H135ZM140 44V43H139ZM142 44V43H141ZM154 44V43H153ZM165 44V43H164ZM181 44V43H180ZM187 44V42H186ZM190 46L192 45L191 43H189ZM194 44V43H193ZM6 45V44H5ZM11 45V44H10ZM15 45V44H14ZM24 45V44H23ZM74 45V44H73ZM72 45V46H73ZM130 45V44H129ZM149 45H152L149 43ZM155 45V44H154ZM177 45V44H176ZM195 45V44H194ZM8 46V45H7ZM27 46V44H26ZM31 46V45H30ZM136 46V45H135ZM157 46V45H156ZM204 46V45H203ZM74 48H76L75 46H73ZM121 47V46H120ZM139 47V46H138ZM142 47V46H141ZM154 47V46H152ZM180 47V46H179ZM186 47V46H185ZM206 47V46H205ZM18 48V47H17ZM25 48V47H24ZM29 48V47H28ZM31 48V47H30ZM70 48V49H69ZM123 48V47H122ZM120 48V49H122ZM126 48V47H124ZM143 48V47H142ZM148 48V47H147ZM169 48V47H168ZM187 47L185 48L187 50ZM190 48V47H189ZM192 48H194L192 46ZM210 48V47H209ZM23 49V48H22ZM33 49V48H32ZM78 52H80L81 50L79 48ZM75 49V51H77ZM153 49V48H152ZM155 49V47H154ZM162 49V48H160ZM176 49V48H175ZM197 49V48H196ZM27 50V49H26ZM74 50V49H73ZM80 50V51H79ZM117 50V49H116ZM115 50V51H116ZM126 50H130V49H126ZM179 50V49H178ZM177 50V51H178ZM181 50V49H180ZM16 51V50H15ZM74 51V52H75ZM125 51V50H124ZM148 51V50H147ZM157 51V50H156ZM162 51V50H161ZM176 51V52H177ZM196 51V50H194ZM198 51V50H197ZM212 51V50H211ZM41 52V53H43ZM73 52V53H74ZM84 52V55H82V53ZM118 52V51H117ZM123 52V51H122ZM139 52V51H138ZM143 52V51H142ZM146 52V51H145ZM149 52V51H148ZM167 52V51H166ZM189 52V51H188ZM213 52V51H212ZM212 52L210 54H212ZM1 53V52H0ZM16 53V52H14ZM121 53V52H120ZM132 53V52H131ZM144 53V52H143ZM147 53V52H146ZM165 53V52H164ZM195 53V52H193ZM205 53V52H204ZM214 53V52H213ZM49 54V55H48ZM60 54V55H61ZM65 54V53H64ZM63 54V55H64ZM70 54V53H69ZM72 54V53H71ZM70 54V55H71ZM80 54V53H78ZM128 54V52H127ZM133 54V53H132ZM139 54V53H138ZM167 54V53H166ZM165 54V56H166ZM169 54V53H168ZM177 54V53H176ZM190 54V53H189ZM216 54V53H214ZM14 55V54H13ZM35 57L33 55H28V56H23L21 58H19V63L22 66L23 70H24V74L28 75L29 77H31V79H38L39 80V88L41 87L42 92L43 90H48V92L50 91V95L49 98L46 99H50L49 102L47 100H45V102L47 101L48 103L46 104H42L41 106H37L36 109L37 112H35V107L36 106H25L23 103H19V102H15L13 105H6V96H5V90L6 88L3 89V87H10V88H14L15 85L19 84L20 81L16 80V81H12L10 79L3 78L2 76L4 75V73H0L2 76V83H7L4 86H1L0 88V124L4 125V123H13V125L15 124L14 127H16V123H18L19 121V125H21L20 127H17L18 130L20 131H25V130H29L30 131V135L32 136L31 139L29 140V142H31V145L28 147V149H25L24 153H21L23 151V149L19 148L18 150H20L21 152H17V153H21L22 155L18 156L19 161H21L20 163L22 164L23 167V172H24V176L26 177L24 180V183L28 186L23 187V185L15 180V183L13 186H8L7 188H0V201L2 203H6V205L11 204L13 210L12 211H8L4 208H0V264H103V259L102 256H98L97 254L94 252L95 250H101L103 252V245H105V247H107V251H108V257L111 259V264H231V260H229V253L226 252V250H223V243L222 240L223 238L226 240L225 237H218L219 236V228L217 226L216 220L210 216L209 212L207 211V209L205 208V201L207 200V198L205 197V193H203L200 188V182L198 184L197 183H193L192 186L188 185V183H185L186 181H182L181 179H184V177L186 178H190L195 176L196 178L202 180H205V178H207L206 176H208V174L205 176L204 175V170L205 168H203V172L198 170V169H193L191 170L194 171L193 173H195V175L193 176H187L183 173V170L179 171L182 172L185 176L182 178L181 175H183L182 173H177L176 171L180 170L182 167L181 165H177L178 162L175 163L173 161H169L172 160V158H169L167 162H169L168 164H170L172 167L169 168L166 163H164V165H166V169L164 165H162V162H160L161 164H158V168L156 169L159 173H162V178H164L165 180L169 181L168 185L173 184L175 187V191L174 188L173 191L174 193L177 195L179 194V198H176L174 201L172 200H168V197L166 198V200L163 198V196L159 197L157 193H155L153 190L149 191L148 189H137V191L135 190V192L133 193L134 196L132 195L131 197H133L130 202H129V198L125 197L123 198L122 194H121V198L120 197H114L112 196L111 198H106L107 200L110 199L112 200L113 204L119 205L123 203H127L132 204V206L134 205L135 208L137 209V211L139 210L140 212H146L148 213V216H142L141 221H144L146 219L152 218V219H156L155 222L149 226L150 228V232L154 231L155 232V236H153L152 239L149 240V242H146V245L148 246V248L146 247L148 253L141 254L136 252L135 255L131 254L130 251H127V249L124 250V243L126 244V241L128 239L124 238L125 233L120 232L118 229H122V227L117 226V228H113V226L111 224H113L117 218V215L115 216L113 213H109L107 211V204L110 203L103 198V195L106 192L105 187H103L102 185V177L99 174V170L97 169L96 172H98L93 178H86L85 182H86V187L90 188V190L92 189L93 191L96 192L97 196L95 198L92 199V201L87 202L84 201V206H83V211H82V215L80 218L85 221V222H89L90 224H92L93 226V232H94V236L95 240H96V245H94L92 247V242L90 243V241H87V239L92 238V236H88L89 238L85 239L83 238L81 234H77L75 236H73L72 234H67L66 232H59L56 231V225L59 224V222L56 221L54 216H51V209H53L54 206H56V202L55 203H50V200H53L54 197H52L51 194L48 193V189L47 187L50 186H55L56 189V193L57 196H63L64 198H72L75 197L78 193V185H79V181L82 178H85V176L89 175V171H90V166L91 164L96 165L97 168L101 167L100 165L103 163V160L105 161V163L108 164H112L114 162H118L119 158L121 155L118 153H114L113 148H110L111 151H113V153L110 151V155L106 154L105 152H103V148H109V147H115L116 150L121 148H124V150L126 149L127 151L129 150L131 152V154H133L135 157H137V159L140 160V163H138L139 165L141 164L143 167H148L152 164L153 161H151V159L155 158L154 155V151H153V156L145 157L142 150L144 151L145 149H141L138 148L139 146L137 144H133L131 141H125L122 139H119L120 136H124V135H119L118 137H115L117 134V131L120 130V128H122L123 124L122 123H118V119L115 120L114 118H111L109 116V108H105L103 105V100L100 97H96V94L94 96V94L92 95V89L90 91V89H86V90H82L81 88H79V86H76L74 88H70L69 86H71V83H68V87L69 88H64L63 84L60 83V79L62 77H60L59 75H64L67 71V75H68V71H75L77 66H75L77 64H73V60L71 58L66 57V61L65 63L62 64H56V63H51L52 65H48V63L41 61L44 59H41L40 61L36 59V54H34ZM48 55V56H47ZM77 55V54H76ZM121 55V54H120ZM130 55V54H129ZM129 55L127 56V58H129ZM141 55V54H139ZM159 55V54H157ZM209 55V53H208ZM19 56V55H18ZM39 56V55H38ZM41 56V55H40ZM51 56V57H50ZM68 56V55H67ZM78 59V55L75 56ZM72 56V58H74ZM80 56V55H79ZM80 56V57H81ZM142 56V55H141ZM148 56V55H147ZM152 56V55H151ZM151 56H149L151 58ZM156 56V55H155ZM161 56V55H160ZM182 56V55H181ZM189 56V55H188ZM206 56V55H205ZM213 56V55H212ZM44 57V58H45ZM53 57V58H52ZM59 57V56H58ZM61 57V56H60ZM70 57V56H69ZM79 57V58H80ZM120 57V56H119ZM132 57V56H131ZM130 57V58H131ZM146 57V56H145ZM154 57V56H153ZM158 57V56H157ZM172 57V56H171ZM186 57V56H185ZM191 57V56H190ZM207 57V56H206ZM221 57V56H220ZM55 58V59H54ZM142 58V57H141ZM156 58V57H155ZM154 58V59H155ZM163 58V57H162ZM174 58V57H172ZM182 58V57H181ZM180 58V59H181ZM189 58V57H188ZM208 58V57H207ZM215 58V57H214ZM1 59V58H0ZM75 59V58H74ZM88 59V60H89ZM122 59V58H121ZM126 59V58H125ZM136 59V58H135ZM160 59V57H159ZM169 59V58H167ZM177 59V58H176ZM176 59L174 61H176ZM194 59V58H193ZM202 59V58H201ZM209 59V58H208ZM7 60V59H6ZM59 60V59H58ZM64 60V59H63ZM83 60L80 58L79 61ZM85 60V59H84ZM83 60V62L81 64H77L78 65V70H80V68L83 66L85 67V61ZM87 60V59H86ZM87 60V61H88ZM118 60V61H117ZM141 60V59H138ZM136 60V61H138ZM148 60V59H147ZM152 60V59H151ZM150 60V61H151ZM156 60V59H155ZM154 60V61H155ZM172 60V59H171ZM170 60V61H171ZM11 61V60H10ZM15 61V60H14ZM13 61V62H14ZM49 61V62H50ZM77 61V60H75ZM131 61V60H130ZM135 61V60H134ZM134 65L132 67V69L141 71L139 70V68L142 66L143 68V62L140 61V63H142L141 65H139V62H134ZM149 61V60H148ZM159 63L160 61L157 60ZM178 61V60H177ZM182 61V59H181ZM190 61V60H189ZM209 61V60H208ZM212 61V60H211ZM216 61V60H215ZM221 61V60H219ZM8 62V61H7ZM16 62V61H15ZM48 62V61H47ZM55 62V61H54ZM58 62V61H57ZM64 62V61H63ZM152 62V61H151ZM157 62V64H158ZM167 62V61H166ZM183 62V61H182ZM187 62V61H186ZM1 63V62H0ZM75 63V62H74ZM80 63V62H79ZM88 63V62H87ZM95 63V64H94ZM116 63V64H118ZM121 63V62H120ZM123 63V62H122ZM121 63V64H122ZM132 63V64H133ZM155 63V62H153ZM178 63V62H177ZM190 63V62H189ZM12 64V63H9ZM50 64V63H49ZM84 64V65H83ZM91 64V62H90ZM88 64V65H90ZM129 64V63H128ZM150 64V63H149ZM165 64V62H164ZM169 64V61H168ZM180 64V63H179ZM188 64V63H187ZM193 64V63H192ZM3 66V64H1ZM56 65L60 66L62 65V67L64 66L63 70H65L64 72H62L60 74L59 69L61 68H57ZM81 65V67H79ZM83 65V66H82ZM125 65V64H124ZM146 65V64H145ZM144 65V66H145ZM156 65V64H155ZM163 65V62H162ZM166 65V64H165ZM163 65V66H165ZM177 65V64H176ZM11 66V65H10ZM16 66V65H15ZM20 66V67H21ZM87 66V64H86ZM148 66V65H147ZM145 66V67H147ZM150 66V65H149ZM162 66V67H163ZM172 66V65H171ZM175 66V65H174ZM191 66V65H190ZM222 66V65H221ZM75 67V70L74 68ZM93 67V66H92ZM92 67H90V69L87 67L86 71L88 69V71H84V73H88V72H92ZM93 67V68H94ZM103 67H104V72H103ZM120 67V66H119ZM151 67V66H150ZM184 66H182L183 68ZM206 67V66H205ZM223 67V66H222ZM13 68V67H12ZM15 68V67H14ZM21 68V69H22ZM148 68V67H147ZM165 68V67H164ZM173 68V67H172ZM171 68V70H172ZM175 68H178L177 66ZM190 68V67H188ZM227 68V66H226ZM84 69V68H83ZM130 69V68H129ZM145 69V68H144ZM151 69V68H150ZM159 69V68H158ZM166 69V68H165ZM180 69V66L179 68ZM175 69V70H178ZM193 69V68H192ZM191 69V70H192ZM208 69V68H207ZM224 69V68H223ZM90 70V71H89ZM123 70V69H122ZM125 70H127L125 68ZM153 70H155L156 73V69L154 68ZM167 70V69H166ZM165 70V73H166ZM184 70V68H183ZM182 70V71H183ZM195 70V69H194ZM227 70V69H226ZM71 71V72H73ZM82 71V70H81ZM97 70H94V72ZM118 71V70H117ZM129 71V70H128ZM127 71V72H128ZM145 71V70H144ZM152 71V70H151ZM148 70V72H151ZM170 71V70H168ZM181 71V72H182ZM189 71V70H188ZM229 71V70H228ZM132 72V71H131ZM147 72V73H148ZM153 72V71H152ZM149 73L148 76H152ZM159 71L157 70V73ZM173 72V71H172ZM217 72V71H216ZM22 73V72H21ZM64 73V74H63ZM70 73V72H69ZM77 73V70L76 72ZM79 73V72H78ZM77 73V74H78ZM83 73V76H85V74ZM97 73V72H95ZM118 73V72H117ZM144 73V72H143ZM164 73V74H165ZM168 73V72H167ZM165 74L164 77L168 74ZM178 73V72H176ZM6 74V73H5ZM10 74V73H9ZM13 74V73H12ZM11 74V75H12ZM20 74V73H18ZM74 74V73H73ZM89 75H93L92 73H88ZM122 74V73H121ZM134 74V73H132ZM139 74V73H138ZM159 74V73H158ZM185 74V72H184ZM189 74V73H188ZM226 74V73H225ZM228 74V73H227ZM232 74V73H231ZM230 74V75H231ZM7 75V74H6ZM5 75V77H6ZM15 75V74H14ZM33 75V76H32ZM78 75H81L80 73ZM88 75V76H89ZM96 77L99 75L95 74ZM99 76L97 78L102 79L103 76ZM137 75L136 73L134 74V76ZM141 75V73L139 74ZM143 75V76H142ZM141 76L137 77L142 83H145L144 80V75L142 74ZM163 74H161L162 76ZM26 76V78L28 77ZM36 78H35V77ZM66 76V75H65ZM87 76V77H88ZM105 76V77H106ZM157 76V74H156ZM168 76H171L168 75ZM183 76V73H182ZM181 78L179 79H182ZM186 76V75H185ZM184 76V77H185ZM232 76V75H231ZM9 77V76H8ZM78 77V76H77ZM94 77V75L92 76ZM90 78L92 80L95 81L98 80L97 78L93 79ZM104 77V78H105ZM121 77V76H120ZM147 77V74H146ZM155 77V76H154ZM172 77V76H171ZM170 77V80H172ZM175 77V76H174ZM183 77V78H184ZM64 78V77H63ZM76 78V77H75ZM80 78H84L82 76H80ZM124 78V77H123ZM134 78V77H133ZM167 78V77H166ZM20 79V78H19ZM22 79V78H21ZM36 79V80H37ZM86 79V78H85ZM153 79V78H152ZM150 79V80H152ZM165 79V78H164ZM175 79V78H174ZM178 80V76L176 78ZM14 80V78H13ZM25 80V78H24ZM23 80V81H24ZM83 80V79H81ZM89 82V79H87ZM106 80V79H104ZM125 80V79H124ZM156 79H154L153 81H155ZM163 80V79H162ZM168 80V79H167ZM169 80V81H170ZM63 81V80H62ZM65 81V79H64ZM103 81V80H102ZM147 81V78H146ZM149 81V79H148ZM152 81V82H153ZM29 82V81H28ZM101 82V81H100ZM126 82V81H125ZM139 82V81H138ZM223 82V81H222ZM30 83V82H29ZM34 83V82H33ZM87 83V82H86ZM99 84V81L97 82ZM102 83V82H101ZM100 83V84H101ZM106 83V82H105ZM124 83V82H123ZM148 83V82H147ZM161 83V82H159ZM181 83V82H180ZM179 83V84H180ZM186 83V82H185ZM184 83V84H185ZM27 84V83H26ZM36 83H34L35 86ZM79 84V83H76ZM107 84V83H106ZM128 84V83H127ZM131 84V83H130ZM140 84V83H139ZM149 84V83H148ZM147 86H151L148 85ZM155 84V83H154ZM158 84V83H157ZM162 84V83H161ZM65 85V84H64ZM80 85V84H79ZM82 85V84H81ZM80 85V86H81ZM88 85V84H87ZM86 85V86H87ZM94 85V84H93ZM93 85H89L90 87H92ZM97 85V84H95ZM94 85V86H95ZM122 85V84H121ZM126 85V84H125ZM134 85V84H133ZM131 85V86H133ZM146 87V83L144 84ZM143 85V86H144ZM27 86V85H26ZM88 86V87H89ZM98 86V85H97ZM95 86V87H97ZM129 88L133 89L132 87H130L129 85H127ZM155 86V85H154ZM159 86V85H158ZM168 86V85H166ZM176 86V85H175ZM182 86V85H180ZM179 86V87H180ZM73 87V86H72ZM82 87V86H81ZM93 88L94 91L93 92H99V90H97L96 88ZM99 87V86H98ZM97 87V88H98ZM103 87V86H100ZM99 87V88H100ZM142 87V86H141ZM174 87V86H173ZM21 88V87H20ZM111 88V87H110ZM120 88V87H119ZM129 88H127L129 90ZM38 89V88H37ZM35 89V90H37ZM39 89V91L41 90ZM96 89V91H95ZM109 89V87H108ZM112 89V88H111ZM144 88H142L143 90ZM148 89V88H147ZM181 89V88H180ZM25 90V89H24ZM30 90V89H29ZM110 90V89H109ZM116 90V89H115ZM136 90V89H135ZM158 90V89H157ZM178 90V89H177ZM182 90V89H181ZM20 91V89L18 90ZM17 91V92H18ZM27 91V90H26ZM145 91V90H144ZM156 91V89H155ZM164 91V90H163ZM167 91V90H165ZM185 91V90H183ZM187 91V90H186ZM12 92V91H11ZM41 92V91H40ZM47 92V91H46ZM102 92V91H100ZM99 92V93H100ZM115 92V91H113ZM120 92V91H119ZM127 92V91H126ZM139 92V91H138ZM141 92V91H140ZM143 92V91H142ZM34 93V92H33ZM99 93L97 95H99ZM121 93V92H120ZM119 93V95H120ZM130 93V92H128ZM157 93V92H156ZM159 93V91H158ZM169 93V92H168ZM179 93V92H177ZM181 93V92H180ZM179 93V95H180ZM105 94V93H104ZM107 94V93H106ZM145 94V93H144ZM185 94V93H184ZM29 95V94H28ZM102 94H100L101 96ZM121 95L123 96V93H121ZM154 95V94H153ZM160 95V94H159ZM166 95V94H165ZM173 95V94H172ZM196 95V94H195ZM11 96V95H10ZM44 96V95H43ZM115 96V95H114ZM128 96V95H127ZM126 99H129L127 98ZM146 96V95H145ZM157 96V95H156ZM168 96V95H167ZM15 97V96H14ZM17 97V96H16ZM46 97V96H45ZM110 97V96H109ZM117 97V96H116ZM124 97V96H123ZM129 97V96H128ZM131 97V96H130ZM147 97V96H146ZM165 97V96H164ZM44 98V97H43ZM114 98V97H113ZM120 98V97H119ZM134 98V97H133ZM132 98V99H133ZM143 98V96H142ZM11 99V98H10ZM15 99V98H14ZM13 99V101H14ZM35 99V98H34ZM40 99V98H39ZM141 99V97H140ZM145 99V98H144ZM161 99V98H160ZM167 99V98H166ZM165 99V100H166ZM176 99V98H175ZM17 100V99H15ZM43 100V101H44ZM113 100V99H112ZM152 100V99H151ZM150 100V101H151ZM164 100V99H163ZM180 100V99H179ZM188 100V99H186ZM18 101V100H17ZM28 101V100H27ZM108 101V100H107ZM122 101V99H121ZM124 101V100H123ZM122 101V102H123ZM139 101V100H138ZM173 101V100H172ZM9 102V101H8ZM30 102V101H29ZM40 102V101H39ZM44 102V103H45ZM125 102V101H124ZM132 102L131 98L130 101ZM113 103V102H112ZM117 103V101H116ZM163 103V101H162ZM184 103V102H183ZM130 104H135L136 103H130ZM155 104V103H153ZM110 105V104H109ZM127 105V104H126ZM131 105V107H132ZM145 105V102H144ZM170 105V104H169ZM114 106V105H113ZM118 106V105H117ZM130 106V105H129ZM128 106V108H129ZM142 106V105H141ZM147 106V104H146ZM156 106V105H155ZM163 106V105H162ZM180 106V105H179ZM120 107V106H119ZM137 107V106H136ZM134 107V108H136ZM144 107V106H143ZM175 107V106H174ZM112 108V107H111ZM118 108V107H117ZM121 108V107H120ZM119 108V110H120ZM123 108V107H122ZM132 108V109H134ZM139 108V107H137ZM147 108V107H146ZM172 108V106L170 107ZM187 108V107H186ZM141 109V110H140ZM139 109V113L136 112V114H140V118H141V122L142 124H147V126L149 127L150 124H154L155 122L158 123V121L162 120L160 117L162 116H158L156 114V112L154 113L153 111L151 112L148 111L147 109H144L146 111H143L142 108ZM176 109V108H175ZM180 109V108H179ZM195 109V108H194ZM177 110V109H176ZM133 111V110H131ZM134 111H136L134 109ZM138 111V109H137ZM142 111V112H141ZM164 111V110H163ZM162 111V112H163ZM180 111V110H178ZM124 112V111H122ZM189 112V111H188ZM192 112V111H191ZM135 113V112H133ZM160 113V111H159ZM165 113V112H164ZM169 113V112H168ZM177 113V112H176ZM184 113V112H183ZM194 113V112H193ZM199 113V112H198ZM111 114V112H110ZM119 114V113H118ZM170 114V113H169ZM135 115V114H134ZM181 115V114H180ZM190 115V114H189ZM126 116V115H125ZM128 116V115H127ZM137 117V115H135ZM165 116V115H164ZM172 116V115H170ZM193 116V115H192ZM195 116V115H194ZM106 117H108L109 120H106V124H103V119L105 120ZM118 117V116H117ZM115 117V118H117ZM124 117V116H123ZM167 117V116H166ZM189 117V116H188ZM127 118V117H126ZM132 118V117H131ZM128 118V119H131ZM199 118V117H198ZM127 119V120H128ZM133 119L134 116H133ZM123 120V118H122ZM165 119H163V122ZM171 122L173 121L172 119H170ZM178 120V119H177ZM120 121V120H119ZM131 121V120H129ZM127 121V122H129ZM136 121V120H135ZM175 121V120H174ZM185 121V120H184ZM196 121V120H195ZM105 122V121H104ZM139 123V120L137 121ZM163 122L161 121L163 126ZM168 122V121H167ZM179 123V122H178ZM27 124V125H26ZM31 124H33V127H31ZM122 126H119L121 125ZM126 124V123H125ZM141 124V126H142ZM166 124V123H165ZM175 124V123H172ZM190 124V122H189ZM1 125V126H2ZM7 125V124H6ZM10 125V124H9ZM12 125V126H13ZM131 125L133 126L132 123H129L128 125V129L129 126L131 127ZM155 125V124H154ZM158 125V126H160ZM30 126V127H29ZM125 126V125H124ZM123 126V127H124ZM136 126V125H135ZM139 126V125H138ZM147 126L144 125L142 127H146V129L142 130L141 133L143 134V138L147 139L151 142H149V144L151 143V147L152 149L155 150L156 153H162L160 151L165 150V153L167 151L172 150L174 153L175 152H184V146L181 145L180 142L178 143H172L171 141H168L163 139L164 135L168 134H162L161 131H156L160 134H162L159 138H151V133L152 131H154L155 129H157L156 126H153L155 129L151 131V133L149 132V130H147ZM152 126V125H151ZM150 126V127H151ZM127 130V126H125ZM137 127V126H136ZM166 127V126H165ZM164 127V129H165ZM180 127V126H179ZM207 127V126H206ZM3 128V127H2ZM1 128V129H2ZM7 128V127H6ZM13 128V127H12ZM103 128L105 130H107V136L103 135L106 132H103L105 130H103ZM133 128V127H132ZM131 128V130H133ZM141 128V127H140ZM190 128V127H189ZM199 128V127H198ZM203 128V127H202ZM209 128V127H208ZM115 130L116 134L115 136L110 133L108 130ZM135 129V127H134ZM143 129V128H142ZM150 129V128H149ZM161 129L158 128L157 130ZM179 129V128H178ZM122 130H124L122 128ZM163 130V127H162ZM184 130V129H183ZM211 130V129H210ZM236 130V129H235ZM2 131V130H1ZM7 131V130H6ZM12 131V130H11ZM19 131H17L16 133H18ZM128 131V130H127ZM127 131H124L123 134L127 135ZM136 133L138 134L137 130H135ZM134 131V132H135ZM172 131V130H171ZM176 131V130H175ZM3 132V131H2ZM26 132V131H25ZM111 132V131H110ZM123 132V131H122ZM170 132V131H169ZM174 132V131H173ZM120 133V132H119ZM155 133V132H154ZM171 133V132H170ZM176 133V132H175ZM174 133V134H175ZM193 133V132H192ZM195 133V132H194ZM197 133V132H196ZM201 133V132H200ZM10 134V133H9ZM133 134V133H132ZM136 134V135H137ZM153 134V133H152ZM4 135V134H3ZM19 135V134H17ZM16 135V136H17ZM129 135V134H128ZM156 136V134H153V136ZM177 135V134H176ZM201 135V134H200ZM212 135V134H211ZM28 136V135H26ZM134 136V134H133ZM154 136V137H155ZM156 136V137H157ZM186 136V135H185ZM189 136V135H188ZM215 136V134H214ZM24 137V136H23ZM29 137V136H28ZM27 137V138H28ZM121 137V138H122ZM163 137V138H162ZM166 137V136H165ZM171 137V135H170ZM174 137V136H173ZM184 137V136H183ZM182 137V138H183ZM197 137V136H196ZM216 137V136H215ZM125 139V137H123ZM129 138V137H128ZM172 138V137H171ZM181 138V139H182ZM203 138V137H202ZM231 138V137H230ZM3 137L2 135H0V143L3 142ZM132 139V138H131ZM177 139V138H176ZM189 139V138H188ZM196 139V138H195ZM5 140V139H4ZM21 140V139H20ZM129 140V139H128ZM193 140V139H192ZM213 140V139H212ZM135 141V140H134ZM175 141V140H174ZM177 141V140H176ZM22 142V141H21ZM145 142V141H144ZM190 142V141H189ZM208 142V140L206 141ZM6 143V142H5ZM216 143V142H215ZM219 143V142H218ZM29 144V143H28ZM206 144V143H205ZM228 144V143H227ZM234 144V143H233ZM4 145V144H3ZM18 145V144H17ZM24 145V144H23ZM137 145V146H136ZM188 145V144H187ZM207 145V144H206ZM215 145V144H213ZM6 146V145H5ZM14 146V145H13ZM21 146V145H20ZM217 146V145H216ZM8 147V146H7ZM26 147V146H25ZM148 148H150V145L147 146ZM214 147V146H213ZM16 148V146H15ZM114 148V149H115ZM189 148V147H188ZM205 148V147H204ZM210 148V147H209ZM104 149V150H105ZM198 149V148H197ZM2 150V149H1ZM4 150V149H3ZM107 150V149H106ZM105 150V151H106ZM121 150V149H120ZM141 150V151H140ZM148 150V149H147ZM188 150V149H187ZM205 150V149H204ZM203 150V151H204ZM5 151V150H4ZM106 151V152H108ZM123 151V150H122ZM127 151L125 153H127ZM171 151V152H172ZM192 151V150H191ZM217 151V150H216ZM226 151V150H225ZM3 152V151H2ZM0 151V154L2 153ZM142 152V154H141ZM147 152V151H146ZM150 152V151H149ZM188 153V151H186ZM208 152V151H207ZM211 152V150H210ZM221 152V151H220ZM104 153V154H103ZM129 153V152H128ZM151 153V152H150ZM162 153V154H163ZM192 153V152H190ZM189 153V154H190ZM195 153V152H194ZM202 153V152H201ZM128 154V155H131ZM177 154V153H176ZM212 154V153H211ZM217 154V152H216ZM18 155V154H15ZM147 155V153H146ZM161 155V154H159ZM158 155V156H159ZM167 155V154H166ZM166 155L164 157H166ZM188 155V154H187ZM126 156V155H125ZM133 156V157H134ZM157 156V155H156ZM157 156V157H158ZM179 156V155H178ZM201 156V155H200ZM16 157V156H15ZM162 158V155L159 156V158ZM171 157V156H170ZM195 157V155H194ZM213 157V156H211ZM228 157V156H227ZM3 158V157H2ZM128 158V157H127ZM218 158V157H217ZM5 159V158H4ZM14 159V156H13ZM17 159V158H16ZM123 159V158H122ZM125 159V158H124ZM134 160V158H132ZM157 159V158H156ZM163 159V158H162ZM180 159V158H179ZM214 159V157H213ZM211 159V160H213ZM12 160V159H11ZM10 160V161H11ZM37 160V161H36ZM47 161V164H44L43 161ZM126 160V159H125ZM200 160V159H198ZM222 160V159H221ZM220 160V161H221ZM232 160V158H231ZM6 161V160H5ZM14 161V160H12ZM11 161V162H12ZM44 161V162H45ZM127 161V160H126ZM131 161V160H130ZM129 161V162H130ZM135 161V160H134ZM159 161V159H158ZM157 161V162H158ZM161 161V160H160ZM179 161V160H178ZM203 161V160H202ZM10 162V163H11ZM120 162V161H119ZM128 162V163H129ZM155 162V161H154ZM166 162V161H165ZM187 162V160H186ZM210 162V161H209ZM9 163V164H10ZM35 163V164H34ZM127 163V162H126ZM124 163V165L126 164ZM127 163V165H128ZM131 163V162H130ZM133 163V162H132ZM184 163V162H183ZM198 163V162H197ZM199 163H201L199 161ZM203 163V162H202ZM201 163V165H202ZM216 163V161H215ZM218 163V162H217ZM228 163V162H227ZM260 163V161H259ZM1 164V163H0ZM21 164H19V166L21 167ZM136 164V163H135ZM180 164V163H179ZM195 164V163H193ZM220 164V163H219ZM230 164V163H229ZM11 165V164H10ZM93 165V167H94ZM140 165V166H141ZM185 165V164H184ZM199 165V164H198ZM223 165V163H222ZM228 165V164H226ZM223 165V166H226ZM132 166V165H131ZM138 166V165H137ZM153 166V165H152ZM176 166L180 167V169L177 168L176 170ZM191 166V165H190ZM189 166V168H190ZM195 166V165H194ZM200 166V165H199ZM221 166V165H220ZM229 166V165H228ZM33 167V168H32ZM112 167V166H111ZM119 167V166H118ZM198 167V166H197ZM205 167V166H204ZM219 167V166H218ZM231 167V166H230ZM235 167V165H234ZM239 167V166H238ZM264 167V166H263ZM92 168V167H91ZM114 168V167H113ZM121 168V166H120ZM128 168V167H127ZM153 168V167H152ZM156 168V166H155ZM175 168V169H174ZM214 168V167H213ZM217 168V167H216ZM215 168V169H216ZM220 168V167H219ZM240 168V167H239ZM244 168V167H243ZM95 169V168H94ZM130 169V168H129ZM183 169H185V167H183ZM234 169V168H233ZM6 170V169H5ZM20 170H22L20 168ZM59 171L60 173L58 174V177L56 178L55 181L52 180V176L51 173H53V171ZM93 170V169H92ZM153 170V169H152ZM187 170V169H185ZM198 170V171H197ZM243 170V169H241ZM18 171V170H17ZM102 171V170H101ZM109 171V170H108ZM111 171V170H110ZM115 171V169H114ZM124 171V170H123ZM144 171V170H143ZM206 171V170H205ZM222 171V170H221ZM236 171V170H235ZM238 171V170H237ZM247 171V170H246ZM244 171V175L245 172ZM1 172V170H0ZM121 172V171H120ZM140 172V171H138ZM147 172V171H146ZM186 172V171H185ZM190 172V173H191ZM209 172V171H208ZM217 172V171H216ZM232 172V171H231ZM115 173V172H114ZM142 173V172H140ZM189 171L186 172V174H188ZM192 173V174H193ZM239 173V172H238ZM241 173V172H240ZM14 174H17L14 172ZM181 174V175H180ZM191 174V175H192ZM197 174V176H196ZM220 174V172H219ZM263 174V173H262ZM3 175V173H2ZM125 175V174H124ZM210 175V174H209ZM214 175V174H213ZM248 175V174H247ZM261 175V173L259 174ZM8 176V175H7ZM18 176V174L16 175ZM114 176V175H113ZM229 176V175H228ZM232 176H234L232 174ZM250 176V175H249ZM254 176V175H253ZM51 177V180H50ZM110 177V176H109ZM127 177V176H126ZM156 177V176H155ZM194 177V178H195ZM213 178V176H209V180H212L210 178ZM248 177V176H247ZM251 177V176H250ZM5 178V177H4ZM40 178V180L42 179L44 181V179L46 178V180L49 182V186H45L44 182L38 179ZM116 178V177H115ZM142 178V177H141ZM207 178V181H208ZM217 178V177H216ZM216 178L214 180V188L216 187L217 182ZM221 178V177H220ZM237 178V177H236ZM233 178V182L232 184L235 183V179ZM258 178V177H257ZM256 178V179H257ZM262 179L261 176H259V179ZM148 179V178H147ZM164 179L163 182L164 183ZM187 179V180H188ZM193 179V178H192ZM227 180H229V178H226ZM249 179V178H248ZM252 179V177H251ZM255 179V178H254ZM258 179V180H259ZM39 180V181H38ZM137 180V179H136ZM154 180V179H153ZM152 180V181H153ZM158 180V179H157ZM161 181V179H159ZM222 180V179H221ZM237 180V179H236ZM253 180V179H252ZM83 181V180H82ZM128 181V180H127ZM190 180H188L189 182ZM192 181V180H191ZM190 181V182H191ZM195 181V180H193ZM192 181V182H193ZM198 181V180H197ZM205 181V182H207ZM225 181V180H224ZM244 181H247L246 179ZM251 181V180H250ZM5 182V181H4ZM130 182V181H129ZM139 182V181H138ZM171 182V184H170ZM191 182V183H192ZM210 182V181H208ZM229 182V181H228ZM237 182V181H236ZM241 182L240 183H236L234 185V190L240 191L238 188L240 187V189H242V187H244V183L243 186H241ZM252 182V181H251ZM250 182V183H251ZM256 182V181H255ZM12 183V182H11ZM106 183V182H105ZM128 183V182H127ZM140 183V182H139ZM143 183V182H142ZM212 183V182H211ZM219 183V181H218ZM226 183V182H225ZM248 183V184H250ZM254 183V181L252 182ZM251 183V184H252ZM115 184V183H114ZM133 184V183H132ZM141 184V183H140ZM144 184V183H143ZM158 184V183H156ZM198 186H197V185ZM4 185V184H3ZM11 185V184H10ZM108 185V184H107ZM145 185V184H144ZM148 186V184H146ZM153 185V183H152ZM162 185V184H161ZM167 185V184H166ZM208 185H210V189L213 187L211 186V184L209 183ZM112 186V185H111ZM202 186V185H201ZM207 186V185H206ZM205 186V188H206ZM232 186V185H230ZM248 186V185H247ZM85 187V188H86ZM119 187V186H118ZM128 187V186H127ZM131 187V186H130ZM133 187V186H132ZM143 187V186H142ZM155 187V185H154ZM164 187V186H163ZM172 187V186H171ZM112 188V187H111ZM122 188V187H121ZM139 188V187H138ZM149 188V187H148ZM232 188V187H231ZM247 188V187H246ZM81 189V188H80ZM131 189V188H130ZM160 189V187L158 188ZM162 189V188H161ZM169 189V188H168ZM165 190V189H164ZM222 190V189H221ZM233 190V193H235ZM236 190V192H237ZM89 191V190H88ZM232 191V190H231ZM242 191V190H241ZM164 192V191H163ZM166 192V191H165ZM206 192V191H205ZM213 192V191H212ZM216 192V191H215ZM221 192V191H220ZM230 192V191H228ZM92 193V192H91ZM110 193V192H109ZM113 193V192H112ZM169 193V192H168ZM173 193V194H174ZM226 194H228L227 192H225ZM238 193V192H237ZM88 194V193H87ZM114 194V193H113ZM163 194V193H161ZM207 194V193H206ZM211 194V193H208ZM225 194V196H226ZM230 193V197H231ZM124 195V194H123ZM130 195V194H129ZM168 195V194H167ZM172 195V194H171ZM170 195V196H171ZM220 196V194H218ZM236 195V194H235ZM244 195V194H243ZM126 196V195H125ZM166 196V195H165ZM207 196V195H206ZM212 196V195H209ZM222 196V193H221ZM229 197V195H227ZM77 197V196H76ZM130 197V196H129ZM152 200H155L157 202V204H154L156 206H154V208H149L147 207L146 203H148V205H150L151 203L147 202V199L151 198ZM174 197V196H173ZM173 197L169 198L172 199ZM56 198V195H55ZM163 200H161V199ZM209 198V197H208ZM212 198V197H211ZM218 198V197H217ZM221 198V197H220ZM225 198V197H224ZM78 199V198H77ZM76 199V200H77ZM174 199V198H173ZM214 199V198H213ZM211 200V201H218V200ZM223 199V196H222ZM221 201H224L222 200ZM227 199V197H226ZM225 199V201H226ZM244 199V198H243ZM62 200V199H61ZM74 200V199H72ZM209 200V199H208ZM242 200V199H241ZM57 201V200H56ZM68 201V200H67ZM167 201V202H165ZM210 201V202H211ZM224 201V202H225ZM209 203V201H207ZM8 203V204H7ZM155 203V202H154ZM217 203V202H216ZM219 203V201H218ZM218 203L216 204L218 206ZM112 204V203H111ZM211 203H209L210 205ZM215 204V203H214ZM221 205V202L219 203ZM64 205V204H63ZM213 205V204H211ZM215 205V207H216ZM65 206V205H64ZM114 206V205H113ZM131 206V207H132ZM133 206V207H134ZM151 206V205H150ZM152 206V207H153ZM10 207V208H11ZM77 207V206H76ZM118 207V206H117ZM121 207V206H120ZM209 207V206H208ZM207 207V208H208ZM214 207V208H215ZM19 209L18 211L21 212L25 209V212H31L33 214H28L25 216H15V214H17L15 211H17L16 209ZM21 208H24L23 210L20 211ZM61 208V207H60ZM72 208V207H71ZM74 208V207H73ZM122 208V207H121ZM15 209V211H14ZM114 209V207L112 208ZM118 209V208H117ZM132 209V208H131ZM209 209V208H208ZM211 209V208H210ZM54 210V209H53ZM134 210V208H133ZM131 210V211H133ZM206 210V211H205ZM212 210V209H211ZM63 211V210H62ZM123 211V210H122ZM203 211V216H196V214H200ZM205 211V213H204ZM24 212V211H23ZM115 212V211H114ZM119 212V211H118ZM129 212V211H128ZM68 213V212H67ZM121 213V212H119ZM126 213V212H125ZM134 213V212H133ZM131 213V214H133ZM137 213V212H136ZM193 215H192V214ZM54 214V213H53ZM151 214H156V216H149ZM178 214V215H177ZM19 215V214H18ZM177 215V216H175ZM180 215V216H179ZM188 215H192V216H188ZM135 216V215H134ZM69 217V216H68ZM133 217V216H132ZM131 217V218H132ZM138 217V216H136ZM228 217V216H227ZM122 219V218H121ZM126 219V218H125ZM127 220V219H126ZM129 220V219H128ZM134 220V219H133ZM81 221V220H80ZM123 221V220H122ZM130 221V220H129ZM153 222V220H151ZM124 222V221H123ZM62 223V222H61ZM81 223V222H80ZM133 224V222H131ZM149 223V221H148ZM131 224V225H132ZM77 225V224H75ZM83 225V224H82ZM111 225V226H110ZM114 225V224H113ZM122 225V224H121ZM124 225V224H123ZM58 227H60L59 225H57ZM70 226V225H69ZM72 226V225H71ZM91 226V227H92ZM103 226L105 227V229L103 228ZM224 226V225H223ZM66 227V226H65ZM74 227V226H73ZM128 227V226H127ZM134 227V226H133ZM132 227V228H133ZM56 228V229H55ZM63 228V227H62ZM70 228V227H68ZM125 228V227H124ZM82 229V228H81ZM135 229V228H134ZM60 230V229H59ZM127 230V229H126ZM125 230V231H126ZM132 230V229H131ZM133 231V230H132ZM136 231V230H135ZM143 231V230H142ZM127 232V231H126ZM129 232V231H128ZM148 232V230L146 231ZM78 233V232H77ZM75 234V233H74ZM83 234V233H82ZM93 234V233H92ZM145 234V233H144ZM143 234V235H144ZM147 234V233H146ZM154 234V233H153ZM223 236V233H221ZM220 234V235H221ZM86 235V234H85ZM132 235V234H130ZM129 235V236H130ZM134 233H133V235ZM137 236V235H136ZM215 236H217L220 239H216ZM152 237V236H151ZM138 237L135 238V240H137ZM149 238V237H148ZM94 239V238H93ZM134 239V238H133ZM139 240V238H138ZM147 240V239H146ZM132 241V240H131ZM224 241V240H223ZM88 242L90 244H88ZM95 242V241H94ZM93 242V244H94ZM135 242V241H134ZM145 242V241H144ZM137 243V242H136ZM139 241H138V245H139ZM130 244V243H129ZM136 244V245H137ZM225 244V243H224ZM91 245V246H90ZM135 245V246H136ZM226 246V245H225ZM260 246V245H259ZM264 246V245H263ZM127 247V246H126ZM228 247V245H227ZM254 247V246H253ZM93 248L95 250H93ZM131 248V247H130ZM129 248V249H130ZM225 248V247H224ZM132 249V248H131ZM135 249V247H134ZM145 249V248H144ZM133 250V249H132ZM131 250V251H132ZM136 250V249H135ZM150 250V251H149ZM134 251V250H133ZM137 251V250H136ZM146 251V250H145ZM228 251V250H227ZM250 251V253H249ZM106 252V251H105ZM236 253V252H235ZM241 254V251L239 252ZM232 254V253H230ZM242 256L244 258H238L241 264H259L260 260H264V247L263 249H261L260 247L258 248H249V250H244L242 253ZM239 256V257H242ZM106 257V256H105ZM122 257L123 260H122ZM236 257V256H234ZM236 259V258H235ZM109 260V259H108ZM110 261V260H109ZM233 261V260H232ZM115 262V263H114ZM236 262V261H235ZM263 262V261H261ZM235 264V263H234ZM264 264V263H262Z\"/></svg>",
  "mask_w": 264,
  "mask_h": 264
}]
</instances>
